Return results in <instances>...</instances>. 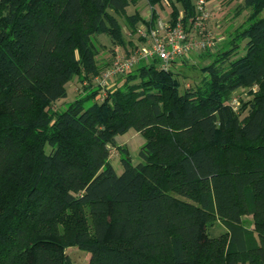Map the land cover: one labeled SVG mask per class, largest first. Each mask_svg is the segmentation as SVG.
Returning <instances> with one entry per match:
<instances>
[{
    "label": "trees",
    "instance_id": "trees-1",
    "mask_svg": "<svg viewBox=\"0 0 264 264\" xmlns=\"http://www.w3.org/2000/svg\"><path fill=\"white\" fill-rule=\"evenodd\" d=\"M137 1L0 0V264H73L69 246L90 254L82 264H264V0H244L248 25L202 52L215 57L194 86L156 57L94 84L157 5L172 21L195 11L145 0V20L126 12ZM103 34L110 61L98 59ZM238 38L246 50L231 59ZM74 76L83 94L54 108ZM131 128L145 137L136 164L115 140ZM217 220L225 230L210 236Z\"/></svg>",
    "mask_w": 264,
    "mask_h": 264
},
{
    "label": "rangeland",
    "instance_id": "rangeland-1",
    "mask_svg": "<svg viewBox=\"0 0 264 264\" xmlns=\"http://www.w3.org/2000/svg\"><path fill=\"white\" fill-rule=\"evenodd\" d=\"M208 7L210 9V20L209 26L212 29L214 35V40L220 51L226 50L230 45V41L235 35L249 23L250 7L244 6V0H209ZM138 10L147 20L150 16V6L145 0H139L135 4H130L126 8L127 13H132ZM157 16L155 19L160 18L165 20L168 18L170 6L165 3V6H156ZM259 17L264 16V9L258 15ZM119 22L123 25L124 32L128 35V28L126 24V19L123 15L118 16ZM145 22V21H144ZM100 42V52L98 59L100 61H110L113 55L111 54V48L113 47L110 37L107 35L98 36ZM246 38H238L239 43L238 48L233 53L231 59L237 58L245 53L246 50ZM144 43L140 40L138 46ZM135 46V43H134ZM131 47L135 48V47ZM115 46L114 49H116ZM119 49V48H118ZM136 49V48H135ZM133 50V49H132ZM119 52L126 54L124 50L119 49ZM130 54V53H129ZM127 55V54H126ZM215 57V53L212 51L210 54H203L201 52H191L189 56L180 57L176 59L174 65H171V69L178 73V78L181 81V87L194 86L199 79L205 75L202 71V66L208 64ZM113 60V59H112ZM138 61L135 62V64ZM115 78V79H114ZM110 78L108 86L120 84L118 77ZM99 79H93L95 84ZM83 83L80 82L78 76H74L66 84L67 96L61 98L53 103L54 108H64L69 102L73 101L77 96L83 94ZM246 97V89H237L233 97ZM117 144L125 145L131 156V162L136 164L141 161L139 155L140 146L145 142V137L142 133L131 128L124 133L117 134L115 136ZM48 148V146H47ZM110 162L113 165L117 173L122 171V165L120 161V156L118 150L111 146ZM244 222L247 226L252 227L251 216L244 215ZM225 230L224 225L220 221H215L207 226V232L210 236L218 235ZM65 252L69 255L73 264L86 263L89 259L90 254L86 251L79 249L76 246H69L65 249Z\"/></svg>",
    "mask_w": 264,
    "mask_h": 264
},
{
    "label": "built area",
    "instance_id": "built-area-1",
    "mask_svg": "<svg viewBox=\"0 0 264 264\" xmlns=\"http://www.w3.org/2000/svg\"><path fill=\"white\" fill-rule=\"evenodd\" d=\"M209 0H194V14L186 21L183 20V12L180 11L175 20L157 18L153 23L140 22L135 35L144 43L133 48L128 55L115 49V55L111 64L102 71L99 77L100 85L108 86L110 78L117 73L128 71L139 59L156 57L160 59V66L168 68L172 60L186 57L191 52H203L215 46L214 35L209 26L210 9ZM150 16L147 20L151 19ZM119 48V49H118ZM234 106L238 104L237 97L232 99Z\"/></svg>",
    "mask_w": 264,
    "mask_h": 264
},
{
    "label": "crops",
    "instance_id": "crops-1",
    "mask_svg": "<svg viewBox=\"0 0 264 264\" xmlns=\"http://www.w3.org/2000/svg\"><path fill=\"white\" fill-rule=\"evenodd\" d=\"M214 47H218L216 43H215V46Z\"/></svg>",
    "mask_w": 264,
    "mask_h": 264
}]
</instances>
